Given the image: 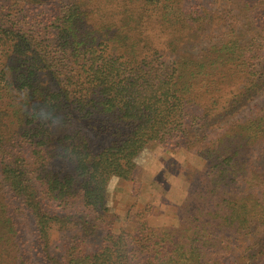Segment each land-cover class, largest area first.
I'll use <instances>...</instances> for the list:
<instances>
[{"label": "trees", "instance_id": "16d2710c", "mask_svg": "<svg viewBox=\"0 0 264 264\" xmlns=\"http://www.w3.org/2000/svg\"><path fill=\"white\" fill-rule=\"evenodd\" d=\"M90 1H58L49 31L52 55L18 22L0 27V37L8 41V50L13 47L19 60L16 74L42 89L33 94L39 103L50 104L71 126L69 106L84 100L81 112L90 115L95 108L110 121L106 131L112 136L107 146L93 151L85 136L69 127L38 123L25 114L7 87L19 96L29 91V84H18L13 67L0 62L1 78L7 85L0 92V185L11 189L0 188V264H36L22 246L19 214H30L42 247L48 228L63 219L48 206L59 208L69 219H83V214L86 218L90 216L87 211L104 217L109 210V182L112 178L132 180L139 156L152 143L183 144L185 148L198 143L196 153L208 162L206 174H211L212 185L189 191L183 207L195 204V212L182 217L184 234L141 222L135 233L123 228L116 234L107 232L93 253L68 251L61 264H215L205 250L214 244L207 237L212 220L205 219L218 212L214 187L224 183L228 191L238 194L227 198L232 209L241 212L231 213L230 218L243 217V225L264 223V186L246 193L248 186L262 181L252 170V154L264 142V103L255 105L247 117L221 126L215 138L197 139L219 106L227 109L264 87L260 53L264 0H236L232 11L246 21L243 30L227 28L222 37L215 42L209 38V44L200 49L209 37L210 17L196 12L194 17L179 5L181 0H115V6L121 4V15L114 16L112 10L95 21L90 19ZM155 24L167 36L166 52L173 57L169 61L153 48L148 28ZM46 78L55 80V85ZM231 85L234 89L230 88V96L222 103L221 92ZM207 97L209 103H202ZM20 135L32 137L31 145L40 148L34 152L44 151L39 154L41 163L52 157L61 160L58 169L42 168L36 176L45 202L38 199L21 169V148L19 155L14 153ZM8 196L21 198L24 209Z\"/></svg>", "mask_w": 264, "mask_h": 264}, {"label": "rangeland", "instance_id": "374dc122", "mask_svg": "<svg viewBox=\"0 0 264 264\" xmlns=\"http://www.w3.org/2000/svg\"><path fill=\"white\" fill-rule=\"evenodd\" d=\"M58 1L0 0V27H4L5 23L8 26L18 22L21 27L33 36L35 43L39 47L41 45L45 46L52 55L55 50L52 49L54 44H50L49 31L52 30L54 8L59 5ZM114 1L91 0L89 2L90 19L95 21L102 13H109L112 10L114 11V16L117 13V17H119V14L121 15V4L118 3L115 6L116 2ZM235 1L181 0L179 5L186 12H192L194 17H196V14L202 15L203 13H208L210 17L211 25L207 30L209 37H206L198 48L207 46L209 38L211 42H215L222 37L227 28L233 29V26H235L237 31L243 30L246 21L240 14L232 11ZM253 25H257V23H253ZM148 33L153 35L154 50H158L162 54L163 60H171L173 57L168 55L169 53L166 52L165 48L167 40L165 33L161 35L160 29L156 24L148 28ZM261 37L263 39L260 53L264 57V30L261 33ZM7 46L8 41L2 35L0 37V62L4 63V65H15V68H12V73L15 76L20 63L13 52V47L8 50ZM38 46H35V49L39 50ZM20 59L24 60L21 57ZM26 61L24 63L27 64ZM46 81L55 85V80L46 78ZM0 85H4L1 74ZM230 88L234 89L231 85L226 90H222V98H220L222 103L230 96ZM202 103H209L208 97ZM263 103L264 87L248 98L238 99L227 109H221L219 106L213 112V117L204 124L197 139L206 138L208 140L215 138L221 126L226 127L233 120L247 117L250 112L255 111V105L259 107ZM84 105H86V101L81 100L80 104L74 103L69 106V109H71V114H69L71 126L69 129L85 136L91 150L99 151L112 141V136L106 131L109 128L106 124L111 123L106 117L98 113L95 108L91 109L92 113L90 115L81 112ZM195 111L200 113L201 108L197 107ZM17 139L20 145L14 153L19 155L18 149L21 148L19 156V163L22 165L21 169L26 172V177L32 184L31 188L39 196L38 199L41 202H45L36 176L42 168L44 170L58 169L61 166L59 162L61 160L58 157H52L49 161L41 163L39 154L43 155L44 151L41 150V153L34 152V150L40 148L39 146L33 147L31 145L32 137L20 135L17 136ZM198 145L197 143L195 146L185 148L183 144L173 147L167 143H152L139 156V162L132 180L112 178L109 182L107 189V206L109 210L104 217L98 216L96 212L87 211L90 216L86 218L83 214L81 216L83 219H76L75 217L69 219V216H63L59 208L48 206L50 210L54 211V215L62 216L63 219H59V221L54 222L48 228L47 241H44V247H42L38 239L39 237L34 229L33 219L30 214L28 212L19 214L22 221L21 236L24 242L22 246L26 254L36 264H61L64 255L68 251L82 250L86 253H93L102 246L103 238L107 232L111 231L116 234L119 229L123 228L135 233L134 231H136L141 222H145L148 227L167 228L177 231L178 235L180 233L184 234L181 231L182 217L188 215L190 211L195 212V204L186 209L183 207V202L189 191L191 189L193 191L195 189H208L212 185L210 182L211 174L210 176L206 174L209 168L208 162L203 156L196 153ZM252 170L256 171L255 175H259L262 181L248 186V192L246 191V193L252 191L253 187L264 186V142L255 147L252 154ZM245 187L246 185L244 184L241 189ZM0 188L3 191L11 190L4 183H1ZM213 190L217 201V205H214V208L218 212L216 215H206L205 219L209 218L212 220L213 224L210 225L207 237L214 244L209 249L205 248V250L210 253L212 260L216 261L215 264H264V223L251 222L243 225L241 222L243 217L239 216L236 218L232 216L230 218L231 213L241 214L240 209H232L231 202L227 200V198L233 195L238 196V194L235 191H228L224 183H220ZM8 197L24 209L22 204L19 203L21 198ZM223 199L230 204L228 205ZM249 202L251 203V201ZM237 203L240 205L244 204L241 201ZM146 205L148 208L145 212H142ZM204 208L205 206H203Z\"/></svg>", "mask_w": 264, "mask_h": 264}, {"label": "clouds", "instance_id": "9594fccd", "mask_svg": "<svg viewBox=\"0 0 264 264\" xmlns=\"http://www.w3.org/2000/svg\"><path fill=\"white\" fill-rule=\"evenodd\" d=\"M12 67L15 68V65ZM0 71H3L2 65H0ZM16 82L21 86H23L24 83H28L29 91L16 96L15 92L11 91L10 86L0 85V90L7 86L12 98L20 103V106L23 108L26 115L34 118L38 123L55 127L57 129L70 127V121L67 117L58 111H54L50 104L39 103L38 99L33 95L38 90H42L39 88V85L33 86L31 81L27 79L21 80L20 74H17ZM70 151L73 150L70 149Z\"/></svg>", "mask_w": 264, "mask_h": 264}]
</instances>
